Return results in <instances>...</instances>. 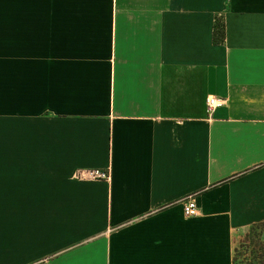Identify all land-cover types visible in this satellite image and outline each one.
<instances>
[{"label": "crops", "instance_id": "crops-1", "mask_svg": "<svg viewBox=\"0 0 264 264\" xmlns=\"http://www.w3.org/2000/svg\"><path fill=\"white\" fill-rule=\"evenodd\" d=\"M261 222L264 0H0V264H236Z\"/></svg>", "mask_w": 264, "mask_h": 264}, {"label": "trees", "instance_id": "trees-1", "mask_svg": "<svg viewBox=\"0 0 264 264\" xmlns=\"http://www.w3.org/2000/svg\"><path fill=\"white\" fill-rule=\"evenodd\" d=\"M225 23L224 21L219 20L216 24L215 30V41L217 43H222L225 41ZM261 232H264V222L253 225L250 230L246 233L242 245L248 242H253L254 246L250 251L252 258L248 259L244 264H264V240L261 239ZM241 245V246H242ZM249 247V246H247ZM240 247H236L235 250V263L238 264ZM254 259V260H253ZM257 260V261H256Z\"/></svg>", "mask_w": 264, "mask_h": 264}, {"label": "built area", "instance_id": "built-area-1", "mask_svg": "<svg viewBox=\"0 0 264 264\" xmlns=\"http://www.w3.org/2000/svg\"><path fill=\"white\" fill-rule=\"evenodd\" d=\"M217 105V100L215 97L208 98V112L212 113L215 106ZM74 177L78 179H110L111 173L108 170L102 169H91V170H77ZM185 213L189 216H195L199 213V209L196 201L193 198H188L184 203Z\"/></svg>", "mask_w": 264, "mask_h": 264}, {"label": "rangeland", "instance_id": "rangeland-1", "mask_svg": "<svg viewBox=\"0 0 264 264\" xmlns=\"http://www.w3.org/2000/svg\"><path fill=\"white\" fill-rule=\"evenodd\" d=\"M250 229H248L243 235H242V237H241V239H240V241H239V243H238V247H240V252H239V259H238V264H244V263H246V261L250 258H252V255L250 254V251L252 250V248H253V246H254V244H253V242H248L249 244H243L242 245V241L243 240H245V236H246V233L249 231ZM263 234H264V232H261V239L262 240H264L263 239ZM242 245V246H241ZM247 246H249V247H247ZM254 260V259H253ZM257 261V260H256Z\"/></svg>", "mask_w": 264, "mask_h": 264}]
</instances>
